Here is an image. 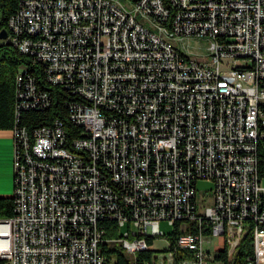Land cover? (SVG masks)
I'll list each match as a JSON object with an SVG mask.
<instances>
[{
	"label": "built area",
	"instance_id": "obj_1",
	"mask_svg": "<svg viewBox=\"0 0 264 264\" xmlns=\"http://www.w3.org/2000/svg\"><path fill=\"white\" fill-rule=\"evenodd\" d=\"M8 29L82 101L70 104L77 133L58 118L12 130L0 264H114L105 245L129 264L147 250L143 264H231L245 242L243 264H264V0H20ZM186 36L209 38L207 63L178 47ZM23 85L16 111L46 94ZM161 220L206 233L155 248Z\"/></svg>",
	"mask_w": 264,
	"mask_h": 264
},
{
	"label": "trees",
	"instance_id": "obj_2",
	"mask_svg": "<svg viewBox=\"0 0 264 264\" xmlns=\"http://www.w3.org/2000/svg\"><path fill=\"white\" fill-rule=\"evenodd\" d=\"M20 0H0V31L5 29L9 33L8 20L18 10ZM7 37V36H6ZM21 75L23 81L18 85L17 77ZM30 79L35 86L36 96L39 93H46L45 96L37 99L35 107H19L21 99L18 90L24 89V79ZM20 88V89H19ZM82 101V98L61 84H53L47 79L45 65L32 55L19 51L7 38L0 40V129L25 128L29 133L43 125H50L58 118L64 122L65 127L70 133L79 132V126L69 119L70 104L75 101ZM259 174L263 176L264 170V151L259 153ZM14 212L13 196L0 195V217H9ZM114 221H106L104 227L114 226ZM171 233L167 238L172 243L175 239L185 232H202L205 229L198 227L193 220L176 221ZM149 244L152 239H148ZM250 243L245 242L244 248L239 250L243 254L250 255ZM243 249V253L241 252ZM102 252L114 264H129L127 255L118 246H103ZM153 250L139 252L137 255L138 264L143 261L151 262ZM235 264V263H234ZM236 264H243L242 260Z\"/></svg>",
	"mask_w": 264,
	"mask_h": 264
},
{
	"label": "rangeland",
	"instance_id": "obj_3",
	"mask_svg": "<svg viewBox=\"0 0 264 264\" xmlns=\"http://www.w3.org/2000/svg\"><path fill=\"white\" fill-rule=\"evenodd\" d=\"M210 40L207 37H197V36H186L180 42H178V47H180L188 56L203 62H208V46ZM260 185L264 187V178L261 180ZM213 183L205 179L199 180L196 184L197 194L196 199L198 204L201 203V197L205 194L210 195V190L212 189ZM13 193V192H12ZM208 204L209 201L207 200ZM160 229L164 232V237L156 238L154 241V247H166L168 245L167 234L171 233L173 226L169 225L167 220L159 221ZM157 261V260H156Z\"/></svg>",
	"mask_w": 264,
	"mask_h": 264
},
{
	"label": "crops",
	"instance_id": "obj_4",
	"mask_svg": "<svg viewBox=\"0 0 264 264\" xmlns=\"http://www.w3.org/2000/svg\"><path fill=\"white\" fill-rule=\"evenodd\" d=\"M14 138L11 129H0V195L13 191Z\"/></svg>",
	"mask_w": 264,
	"mask_h": 264
},
{
	"label": "water",
	"instance_id": "obj_5",
	"mask_svg": "<svg viewBox=\"0 0 264 264\" xmlns=\"http://www.w3.org/2000/svg\"><path fill=\"white\" fill-rule=\"evenodd\" d=\"M7 36V31L5 29L0 31V40L5 39ZM157 258V261L154 264H172L173 258L169 253H156L154 259ZM164 259L167 261L164 263Z\"/></svg>",
	"mask_w": 264,
	"mask_h": 264
},
{
	"label": "bare ground",
	"instance_id": "obj_6",
	"mask_svg": "<svg viewBox=\"0 0 264 264\" xmlns=\"http://www.w3.org/2000/svg\"><path fill=\"white\" fill-rule=\"evenodd\" d=\"M242 248H244V247H242ZM238 252H239V251H237V253L235 254V256L231 259V264H234V263L236 264V262H237V261H240V260H242V262H243V260L245 259V256H246V255L243 254L244 256L242 257V256L240 255L241 253L239 252V253H240V254H239ZM241 252H242V253L244 252L243 249H242Z\"/></svg>",
	"mask_w": 264,
	"mask_h": 264
}]
</instances>
